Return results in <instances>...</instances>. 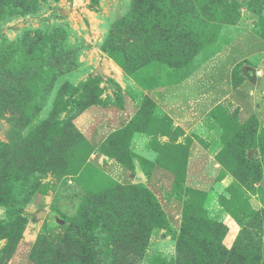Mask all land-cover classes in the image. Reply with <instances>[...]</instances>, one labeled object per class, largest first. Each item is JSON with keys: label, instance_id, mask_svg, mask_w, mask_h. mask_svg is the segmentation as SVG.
I'll return each instance as SVG.
<instances>
[{"label": "rangeland", "instance_id": "obj_1", "mask_svg": "<svg viewBox=\"0 0 264 264\" xmlns=\"http://www.w3.org/2000/svg\"><path fill=\"white\" fill-rule=\"evenodd\" d=\"M0 264H264V0H0Z\"/></svg>", "mask_w": 264, "mask_h": 264}, {"label": "trees", "instance_id": "obj_2", "mask_svg": "<svg viewBox=\"0 0 264 264\" xmlns=\"http://www.w3.org/2000/svg\"><path fill=\"white\" fill-rule=\"evenodd\" d=\"M254 227H255V231H254V229H252L250 232L253 233V234H256V230L258 229V226L255 225ZM245 229H247V228H245ZM238 236L240 237L241 234L238 235ZM238 236H237V237H238ZM239 237L235 240L237 243H238V239H239ZM236 242H235V243H236Z\"/></svg>", "mask_w": 264, "mask_h": 264}, {"label": "crops", "instance_id": "obj_3", "mask_svg": "<svg viewBox=\"0 0 264 264\" xmlns=\"http://www.w3.org/2000/svg\"><path fill=\"white\" fill-rule=\"evenodd\" d=\"M3 132H5V130H3ZM91 137H92V139L90 140V141H91V143H92V142H94V141L96 142V140H95V139H93V135H92ZM92 140H94V141H92Z\"/></svg>", "mask_w": 264, "mask_h": 264}]
</instances>
